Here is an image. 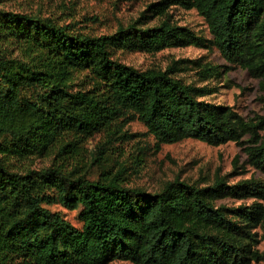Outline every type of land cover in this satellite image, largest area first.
I'll use <instances>...</instances> for the list:
<instances>
[{
    "label": "trees",
    "instance_id": "16d2710c",
    "mask_svg": "<svg viewBox=\"0 0 264 264\" xmlns=\"http://www.w3.org/2000/svg\"><path fill=\"white\" fill-rule=\"evenodd\" d=\"M171 5L194 9L211 40L168 19L152 27L134 21L97 37L0 9V264L264 262L250 233L257 227L264 238V181L229 185L216 176L200 187L174 179L151 193L125 188L116 178L65 179L54 168L14 170L13 161L47 155L65 147L66 138H86L131 113L156 149L187 138L219 146L247 136V162L264 176V133L258 135L264 117L252 124L230 106L200 100L207 87L175 76L183 64H194L205 78L219 74L216 67L181 59L164 70H138L112 59L115 49L153 53L210 42L230 67L246 70L264 91V0H161L151 15L163 16ZM80 74L92 90H72ZM52 187L63 202L80 208V228L42 206ZM225 198L254 202L216 204Z\"/></svg>",
    "mask_w": 264,
    "mask_h": 264
},
{
    "label": "rangeland",
    "instance_id": "374dc122",
    "mask_svg": "<svg viewBox=\"0 0 264 264\" xmlns=\"http://www.w3.org/2000/svg\"><path fill=\"white\" fill-rule=\"evenodd\" d=\"M161 0H0V9L47 18L59 25H68L74 32L88 36H103L114 33L118 27H126L138 21L143 27L158 25L168 19L178 26L191 29L206 41L211 40L205 20L194 9H184L171 5L163 16L151 15L152 5ZM112 59L138 70L150 68L164 70L173 61L190 60L198 64L216 67L219 74L213 73L205 78L199 74L194 64H183L176 72V78L184 84L195 87L205 86L209 92L200 100L226 105L233 108L246 121L256 124L264 117V91L258 87V80L240 67H230L218 50L206 42L205 47H169L147 53L143 51L115 49ZM182 67V66H181ZM86 76V74H85ZM78 85V86H76ZM92 90L88 77L76 75L73 91ZM264 133L258 129V135ZM248 137L240 143L227 142L213 146L196 139L160 145L155 148V139L135 115L121 116L108 129L94 132L86 138L68 137L67 145L54 147L47 155H31L13 161L14 170L40 171L54 168L65 179L77 177L89 181L116 178L125 188H139L146 192H156L174 179L196 184L200 187L210 185L216 176L232 185L242 180L264 181V176L247 162L245 149L251 144ZM63 143V144H64ZM236 166V167H235ZM252 198H225L216 204L238 207L253 203ZM42 206L70 225L80 228L79 207H70L62 201L58 189L52 187L45 192ZM212 233H221L211 229ZM256 249L264 254V238L257 227ZM232 242L248 245L241 237L228 234ZM107 264H131L126 261H111ZM250 264H264L263 261Z\"/></svg>",
    "mask_w": 264,
    "mask_h": 264
}]
</instances>
